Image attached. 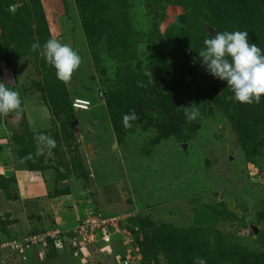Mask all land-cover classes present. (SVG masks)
<instances>
[{"label": "rangeland", "instance_id": "obj_1", "mask_svg": "<svg viewBox=\"0 0 264 264\" xmlns=\"http://www.w3.org/2000/svg\"><path fill=\"white\" fill-rule=\"evenodd\" d=\"M107 1L0 0V81L22 98L19 113L0 116V264H195L198 257L258 264L264 103L248 128L236 105L224 106L234 94L224 97L220 80L199 60L197 85L170 80L166 62L186 36V7L178 0H125L122 10ZM194 7L199 15L190 32L204 43L211 38L207 17ZM224 22L219 32L249 31L243 24L224 30ZM13 30L17 38L7 47ZM25 35L77 50L82 63L72 79H57L48 65L54 83L46 88L40 52L25 55L18 47ZM59 83L65 96L53 98ZM211 85L223 105L211 103ZM75 99L88 101L87 109ZM124 102L135 104L139 117L130 128L126 112L109 114ZM193 104L198 115L189 121L184 107ZM35 108L46 109L43 123L28 113ZM41 134L57 146L37 155ZM29 165L37 167L33 174ZM38 181L46 193H28ZM101 220L114 225L102 231ZM33 235L36 242L24 241Z\"/></svg>", "mask_w": 264, "mask_h": 264}, {"label": "clouds", "instance_id": "obj_2", "mask_svg": "<svg viewBox=\"0 0 264 264\" xmlns=\"http://www.w3.org/2000/svg\"><path fill=\"white\" fill-rule=\"evenodd\" d=\"M210 36L198 52L199 62L214 78L226 82L235 100L247 104L259 103L264 99V49L249 42L247 31L215 32ZM38 49L46 63L55 69L57 79L63 82H69L82 63L78 51L59 39L50 38L42 46L34 43L32 50ZM9 85L0 81V116L3 117L22 110L20 93ZM184 108L187 120L194 121L198 107L193 104ZM138 119L137 113L130 110L123 115V124L130 128L131 122ZM37 139V155L43 154L44 149L51 152L57 146L56 140L47 135L41 134ZM195 264H207V261L198 257Z\"/></svg>", "mask_w": 264, "mask_h": 264}, {"label": "trees", "instance_id": "obj_3", "mask_svg": "<svg viewBox=\"0 0 264 264\" xmlns=\"http://www.w3.org/2000/svg\"><path fill=\"white\" fill-rule=\"evenodd\" d=\"M157 1L160 0H145V6H149L150 3H156ZM178 2L180 4H183L186 9V23L184 24L183 31L184 34L186 35L185 38H181V40L179 42L180 46H179V50L177 55L173 57H171V60L169 58V60H167L168 62H166V64H170L172 63V73L168 74L170 80L172 82H176L179 79L180 81H183L185 78L188 82L193 81V83L195 85H197V76L199 74H197L196 69L199 66L198 60L196 57L198 56V52L204 48V43L197 41L198 39L195 37V35L190 32V28H192L191 22L190 20L193 19V17L195 18V15L198 14V12L195 11V5H197L198 7L200 6L201 9V13L206 14V22L208 25H210L215 32H219L220 30V23L225 21V29H232L235 25H239L241 26L242 24L245 25V27L248 29L249 28V42L250 43H255L257 44V46H259L261 49H264V40L259 39V34L264 35L263 29H262V25L264 23V0H178ZM105 3V1H104ZM119 5V10H122L123 7L127 6V4H125V0H108L107 1V6L106 7H114L115 8V4ZM121 6V7H120ZM199 15V14H198ZM156 17V15H154ZM196 19V18H195ZM41 22H43V17L40 20ZM14 23H16L15 21H13ZM107 28H114L113 25L111 24H107ZM12 26H15L14 24ZM15 28V27H14ZM195 28V27H194ZM13 29V28H12ZM11 29V30H12ZM204 32H207L204 29H202ZM45 31H47V28H45ZM86 31V35L87 37L90 39V33L87 30ZM17 30H13L8 34V38L11 37L12 40H10V42H6V45H8L7 47H9L10 45H12L11 41L16 40L17 35H16ZM31 32V30L29 29V33ZM32 36V34H31ZM207 36H210V34H208ZM26 39H23L22 37V41L21 45H18L19 48H21V53L22 54H30V53H39L40 50L38 49L37 51H33L32 50V45L34 44V41L30 39V35L26 36ZM262 41V42H261ZM35 43H39V42H35ZM23 44V45H22ZM40 44V43H39ZM11 53V52H10ZM190 56L188 60H185L184 57ZM10 56H7L8 61ZM181 58H183V60L179 61ZM8 65H11L10 62L8 63ZM41 68H42V82L43 84L46 86V88H49V83L52 84L54 83V80L51 81V77L52 72L50 71V67L48 66V64L46 63L45 59L42 57L41 59ZM160 71V70H159ZM161 72V71H160ZM159 72V76H161ZM201 74V73H200ZM197 75V76H196ZM200 76V75H199ZM178 78V79H177ZM177 79V80H176ZM179 81V82H180ZM48 85V86H47ZM220 87H222L223 89H225L224 97L225 96H231L232 92L230 90V88L227 86L225 81H221L220 80ZM61 86V84L59 83V86H56L57 89H55V91L53 92V98L57 97L60 98V96L63 94L62 91V87L59 88ZM53 87V86H51ZM219 87V85H218ZM40 89V88H38ZM59 89V91H58ZM209 92L212 93L213 97H211V103L216 105L217 102L221 103V105H223V101H221L222 97H219L217 94V88L212 86L209 88ZM211 95V96H212ZM63 96H65L63 94ZM137 101V98H135ZM135 103V102H134ZM138 103V102H137ZM264 103V99H262L259 103H252V104H247V103H241L238 102L237 100L233 98L229 99L228 102L226 103V105L224 106H233L236 105V115H242L244 117V125L248 128H250L251 124H254V120L257 119L256 116V112L258 110V108L261 106V104ZM47 105V104H45ZM125 105L127 108L123 109V106ZM122 105L117 106L115 108L109 109V114L112 117H115L119 114H123L124 112H129L130 110L134 109L135 104H130V107L127 106L126 102H124ZM133 105V107H132ZM218 106V105H217ZM257 115H259L257 113ZM123 119V117H122ZM121 119V120H122ZM122 122V121H120ZM28 126L26 125V128ZM257 128V127H256ZM256 128H254V130H256ZM28 129V128H27ZM27 133H29V130H26ZM256 134H258V132H255ZM255 133H253L255 138ZM32 133L28 134V137L31 138ZM28 167H30V170H36L37 167L35 165H29ZM46 239H50L49 237ZM50 241H52L50 239ZM256 258L258 259V264H264V254H255Z\"/></svg>", "mask_w": 264, "mask_h": 264}, {"label": "crops", "instance_id": "obj_4", "mask_svg": "<svg viewBox=\"0 0 264 264\" xmlns=\"http://www.w3.org/2000/svg\"><path fill=\"white\" fill-rule=\"evenodd\" d=\"M43 110H40L41 112H42V114L40 113V111L37 109V108H35V110L34 111H31V112H28L30 115L31 114H33L34 115V118H35V120H37V123L39 122V121H41L42 123L45 121V119L47 118H43V119H41V115H43V113H45V110L46 109H44V108H42ZM36 114V115H35ZM39 130H41V129H39ZM38 130V131H39ZM40 132V131H39ZM32 171L33 170H31V174H33L32 173ZM9 172V171H8ZM27 171H21V172H19V173H22V174H24V177H25V173H26ZM30 176H32V175H30ZM32 182H34V181H32ZM27 186V185H26ZM27 188V191H28V193L30 192V190L31 191H36L37 193H41V194H45L46 193V186H45V184L42 182V181H38L37 183H35V184H32V185H30V186H27L26 187ZM38 195H40V194H38Z\"/></svg>", "mask_w": 264, "mask_h": 264}, {"label": "built area", "instance_id": "obj_5", "mask_svg": "<svg viewBox=\"0 0 264 264\" xmlns=\"http://www.w3.org/2000/svg\"><path fill=\"white\" fill-rule=\"evenodd\" d=\"M88 104H89V102L88 101H86V100H82V99H75V102H74V106L75 107H78V108H82V109H86L87 108V106H88ZM111 225H114V224H111V223H107L106 222V220H101V224L99 225V228H101V230L102 231H104L105 230V228L107 229L108 228V226H111ZM100 230V231H101ZM109 235H110V233H109ZM109 235L107 234V232H105L104 234H103V236H102V238L104 239V241H107V239H109L108 237H109ZM38 238V236H36V235H33V236H31V237H27V238H25L24 239V241L25 242H36L37 239ZM41 240V239H40ZM39 240V241H40Z\"/></svg>", "mask_w": 264, "mask_h": 264}, {"label": "water", "instance_id": "obj_6", "mask_svg": "<svg viewBox=\"0 0 264 264\" xmlns=\"http://www.w3.org/2000/svg\"><path fill=\"white\" fill-rule=\"evenodd\" d=\"M206 29H207V31L209 32L210 35H214L215 34V30L210 25H207Z\"/></svg>", "mask_w": 264, "mask_h": 264}]
</instances>
